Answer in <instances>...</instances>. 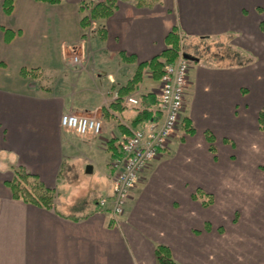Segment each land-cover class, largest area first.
Masks as SVG:
<instances>
[{"label": "crops", "instance_id": "1", "mask_svg": "<svg viewBox=\"0 0 264 264\" xmlns=\"http://www.w3.org/2000/svg\"><path fill=\"white\" fill-rule=\"evenodd\" d=\"M104 1L14 0L6 15L0 0L1 44L20 77H0V264H157L158 246L175 264H264V0H159L152 8L119 1L83 29L82 4ZM174 29L189 64L185 122L115 224L99 207L112 193L110 163L131 131L161 122L159 80L149 69L134 91L124 87L165 51ZM211 44L216 51L206 50ZM22 69L46 72L51 91L22 78ZM68 112L99 119L101 133L64 130ZM19 168L52 191L50 209L12 198L5 183ZM199 190L209 205L193 199Z\"/></svg>", "mask_w": 264, "mask_h": 264}, {"label": "built area", "instance_id": "2", "mask_svg": "<svg viewBox=\"0 0 264 264\" xmlns=\"http://www.w3.org/2000/svg\"><path fill=\"white\" fill-rule=\"evenodd\" d=\"M179 51L174 62L164 66L158 87L160 124H150L144 129H135L121 144L119 156L110 163L112 170V193L99 201L102 211L109 212L112 222L118 223L124 207L142 173L168 146L179 125L185 105V90L188 83V60ZM76 62L77 59L74 58ZM118 99L114 94V101ZM126 102L136 105L137 101L126 98ZM60 126L77 136H97L102 131V123L91 116L64 113Z\"/></svg>", "mask_w": 264, "mask_h": 264}, {"label": "trees", "instance_id": "3", "mask_svg": "<svg viewBox=\"0 0 264 264\" xmlns=\"http://www.w3.org/2000/svg\"><path fill=\"white\" fill-rule=\"evenodd\" d=\"M36 3L57 6L60 5L63 0H33ZM125 2L129 0H105L104 2H84L83 8L86 9L88 15L82 17L80 21V26L85 29L88 28L92 22H95L100 19L108 18L116 8L118 2ZM137 8H152L154 7L159 0H131ZM14 0H4L2 4V10L6 15H10L13 9ZM261 29L264 32V23L261 25ZM6 41H9L12 38V33L9 31L3 30ZM180 38L177 34V30H172L165 40L166 49L158 57L152 59L150 62L141 64L138 66L135 75L133 78L127 82L124 87V91L127 94L135 90L136 86L141 81V73L143 69H149L152 74V78L159 80L161 77L162 70L164 66L168 63H172L177 58V53L179 51ZM20 76L25 79H31L38 82L39 90L43 92L51 91V86L48 87L43 85L44 81H47L51 84V79L49 75L39 69H22L20 71ZM121 99L116 100V104ZM157 113L160 114L159 106L157 107ZM182 122H185L183 120ZM185 124V123H184ZM258 125L261 131H264V109L261 110L258 114ZM185 127L188 128V132H193L192 128H189L188 124H185ZM207 141L211 144L213 142L212 135L207 133L205 134ZM213 151V148L210 147ZM16 172V171H15ZM13 175V178L10 181H7V185L11 196L15 200L24 202L25 204L35 205L40 208L50 209L53 204L52 191L45 188L41 182L38 181L37 176L26 173L22 168H19L17 172ZM193 199L200 200L202 205L207 206L212 201V198L203 193L202 191H197L193 195ZM155 257L157 264H175L172 261L169 250L164 246H158L155 250Z\"/></svg>", "mask_w": 264, "mask_h": 264}, {"label": "rangeland", "instance_id": "4", "mask_svg": "<svg viewBox=\"0 0 264 264\" xmlns=\"http://www.w3.org/2000/svg\"><path fill=\"white\" fill-rule=\"evenodd\" d=\"M3 24H4V20L0 17V25H3ZM46 26H47L48 32H50L51 34L55 33L56 30H57L56 29V25L53 22H49ZM91 34H92V32H91ZM181 43L182 42H180V44H179V46H180L179 47V51H183V45ZM202 47H203V49L206 48L205 45L202 46ZM215 47H216V45L211 44V45H208V47L206 48V50L208 51V49H210V50H213V51L215 50L216 51L217 50V47L216 48ZM89 51H90L89 50V46L87 45L86 46V54L87 55H90V52ZM218 52H220L221 54H224L225 47L223 46L222 50H218ZM177 55H178V53H177ZM9 59H10V55L8 54V49L1 44V40H0V61H4L5 63H7L6 64L7 65V69L5 71L3 70L4 72H2L1 69H0V77L1 76H4V78L2 77V81L5 82V83L15 84V83H17L18 78H20V77L18 76V74H16L12 70L11 65H9ZM38 82L39 81H37V84H38ZM43 85L46 86V87H48L51 84H49L47 81H44L43 82ZM0 158L2 159V156L1 155H0ZM14 172H15V170H14ZM16 172H17V170H16Z\"/></svg>", "mask_w": 264, "mask_h": 264}, {"label": "water", "instance_id": "5", "mask_svg": "<svg viewBox=\"0 0 264 264\" xmlns=\"http://www.w3.org/2000/svg\"><path fill=\"white\" fill-rule=\"evenodd\" d=\"M183 58L187 59V57L185 55H183ZM90 171H91V167L87 166L86 173H90Z\"/></svg>", "mask_w": 264, "mask_h": 264}]
</instances>
